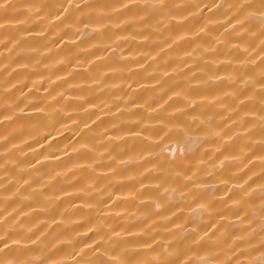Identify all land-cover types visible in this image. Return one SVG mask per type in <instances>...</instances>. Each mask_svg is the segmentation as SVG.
<instances>
[{"label": "bare ground", "instance_id": "6f19581e", "mask_svg": "<svg viewBox=\"0 0 264 264\" xmlns=\"http://www.w3.org/2000/svg\"><path fill=\"white\" fill-rule=\"evenodd\" d=\"M0 264H264V0H0Z\"/></svg>", "mask_w": 264, "mask_h": 264}]
</instances>
